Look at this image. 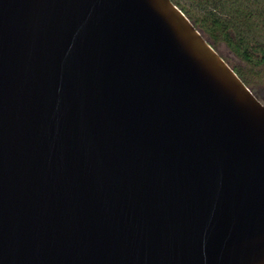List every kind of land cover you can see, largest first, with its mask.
Listing matches in <instances>:
<instances>
[{"label":"water","instance_id":"obj_1","mask_svg":"<svg viewBox=\"0 0 264 264\" xmlns=\"http://www.w3.org/2000/svg\"><path fill=\"white\" fill-rule=\"evenodd\" d=\"M0 264H264V104L172 0H0Z\"/></svg>","mask_w":264,"mask_h":264},{"label":"rangeland","instance_id":"obj_2","mask_svg":"<svg viewBox=\"0 0 264 264\" xmlns=\"http://www.w3.org/2000/svg\"><path fill=\"white\" fill-rule=\"evenodd\" d=\"M173 3L186 12L197 24L206 40L227 62L243 72L248 83L264 104V80H258V70L252 69L248 63L241 60L224 43L221 36L207 28L200 16L219 17L230 27L232 36L237 39H249L264 42V0H208L206 5H200L198 0H172ZM182 11V12H183Z\"/></svg>","mask_w":264,"mask_h":264},{"label":"trees","instance_id":"obj_3","mask_svg":"<svg viewBox=\"0 0 264 264\" xmlns=\"http://www.w3.org/2000/svg\"><path fill=\"white\" fill-rule=\"evenodd\" d=\"M197 2H199L200 5H206L208 0H198ZM184 14L190 19V21L193 23V25L196 27V29L199 30L195 21L193 19H191V17L186 12H184ZM200 17H201L204 25L211 30L210 31L211 36H213L214 32L218 33L221 36V38L224 40L223 43L231 51H233L237 56H239V58H241V60L248 63V65H250L252 67V69L258 70V74H259V76H257L258 80L263 81L264 80V42L260 43V42L254 41V40H249V39H244V38L239 40L236 38V36H234V37L232 36V33L230 31V27H228L225 24L223 19H221L219 17H209V15L200 16ZM202 35L205 37V34L202 33ZM207 41L211 44L212 47H215L213 43H211L209 40H207ZM213 41L215 43H217L214 36H213ZM227 63L237 73V75L246 84V86H248L250 89H252L248 83V79L245 76V74H243V72H240L239 69H237L236 67L231 65L229 62H227ZM254 93L259 98L257 93L256 92H254Z\"/></svg>","mask_w":264,"mask_h":264}]
</instances>
